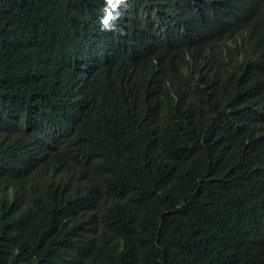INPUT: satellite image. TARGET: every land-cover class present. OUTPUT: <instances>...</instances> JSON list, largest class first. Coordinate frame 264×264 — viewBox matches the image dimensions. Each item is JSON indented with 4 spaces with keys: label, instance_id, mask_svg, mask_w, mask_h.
<instances>
[{
    "label": "trees",
    "instance_id": "1",
    "mask_svg": "<svg viewBox=\"0 0 264 264\" xmlns=\"http://www.w3.org/2000/svg\"><path fill=\"white\" fill-rule=\"evenodd\" d=\"M142 1L183 13L76 79L0 32V264H264V0Z\"/></svg>",
    "mask_w": 264,
    "mask_h": 264
},
{
    "label": "clouds",
    "instance_id": "2",
    "mask_svg": "<svg viewBox=\"0 0 264 264\" xmlns=\"http://www.w3.org/2000/svg\"><path fill=\"white\" fill-rule=\"evenodd\" d=\"M18 1L0 0V32L3 41L8 38L21 41L27 34H39L56 22L74 31L70 39L59 45L38 42L29 47L28 60L34 58L44 67L40 74V81L44 83L51 80L47 73L50 70L53 75L66 81L79 78L87 72L86 67L98 61L121 57L111 58L121 52L111 48L118 47L125 39L131 42L143 35L147 37L152 27L158 24L164 26L168 22L170 25V22L179 20L183 13L180 7L159 8L155 3L148 6L142 0ZM102 44H108L107 53L99 51ZM19 78L34 82L25 75Z\"/></svg>",
    "mask_w": 264,
    "mask_h": 264
}]
</instances>
